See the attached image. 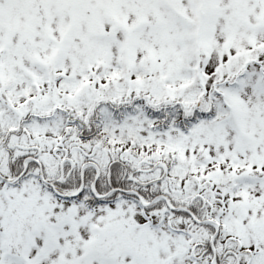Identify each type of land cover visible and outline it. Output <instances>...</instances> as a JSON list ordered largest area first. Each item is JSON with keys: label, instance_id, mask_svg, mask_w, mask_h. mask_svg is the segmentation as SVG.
<instances>
[{"label": "snow or ice", "instance_id": "6c2138e0", "mask_svg": "<svg viewBox=\"0 0 264 264\" xmlns=\"http://www.w3.org/2000/svg\"><path fill=\"white\" fill-rule=\"evenodd\" d=\"M0 264H264V0H0Z\"/></svg>", "mask_w": 264, "mask_h": 264}]
</instances>
